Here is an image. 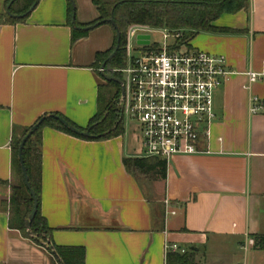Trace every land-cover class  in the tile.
<instances>
[{"label": "crops", "instance_id": "1", "mask_svg": "<svg viewBox=\"0 0 264 264\" xmlns=\"http://www.w3.org/2000/svg\"><path fill=\"white\" fill-rule=\"evenodd\" d=\"M72 2L78 27L97 21L92 0ZM214 26L233 33H200L198 47L224 56L234 75L215 94L204 153L173 158L165 180L126 171L123 161L143 151L134 128L129 139L124 131L103 141L40 131L39 210L52 245L83 249L85 264H166V245L195 249V264H264V251L243 249L264 235V105L250 113L253 96L264 103V0ZM73 29L69 0H40L25 21L0 23V264H59L11 225L20 182L13 144L44 116L86 129L97 114L96 56L113 48L114 29L102 25L75 43ZM249 72L261 75L252 86Z\"/></svg>", "mask_w": 264, "mask_h": 264}, {"label": "trees", "instance_id": "2", "mask_svg": "<svg viewBox=\"0 0 264 264\" xmlns=\"http://www.w3.org/2000/svg\"><path fill=\"white\" fill-rule=\"evenodd\" d=\"M11 2L12 0H9L7 6ZM35 2L36 0H15L11 5L10 13L14 16L24 15L32 8ZM92 3L97 8L99 15L94 24L113 20L120 33V48L116 56L107 64L105 71L113 78H120V75L114 71L123 69L126 66V31L129 26L141 25L154 29H166L172 34L182 33L183 37L178 39V44L188 45L191 44L200 33H233L231 30L215 27L214 23L224 14H235L242 10H248L249 8V0H92ZM74 13L75 9L72 0H69L70 18L74 16ZM28 16L16 19L9 17L6 13L0 15V23H21L25 21ZM114 33L115 42L113 48L105 54H97L96 66L101 67L114 51L118 38L115 30ZM87 36L88 32L73 29L72 42L75 43ZM103 81L104 84L99 86L98 91L99 110L91 119L86 129H81L67 119L61 117L76 129L82 132L89 131L90 137L83 138L77 136L54 119H47L27 141L23 149V158L31 188L35 192L38 202L40 201L41 184L40 131L44 127L52 126L71 136L89 141L108 140L123 134V120L120 122L121 111L118 107L120 87L113 82ZM104 91L113 93L114 97V99H112L113 101L106 106ZM104 108L106 112L103 113L102 110ZM98 117H100L99 120L93 123ZM41 119H39L35 125ZM94 124L95 126L92 127ZM31 129L32 127L24 131L21 138L16 140L13 144L14 163L20 173V182L12 186V197L10 202L11 225L13 228H18L23 235L34 243L40 245L41 239L48 240L50 243L52 231L47 227L45 220L41 217L39 207L37 215L31 225L32 236H30L25 229V223L33 208V199L26 188L18 159L21 141ZM123 164L126 171L139 180H165L167 177V164L159 158L125 159ZM252 237L255 240V248L264 251V235H254ZM51 246L64 264H85V252L83 249L58 247L52 244ZM194 255L195 253L192 251H188L185 255L168 253L166 264H195Z\"/></svg>", "mask_w": 264, "mask_h": 264}, {"label": "built area", "instance_id": "3", "mask_svg": "<svg viewBox=\"0 0 264 264\" xmlns=\"http://www.w3.org/2000/svg\"><path fill=\"white\" fill-rule=\"evenodd\" d=\"M161 34L152 42L150 34ZM150 37L148 46L138 38ZM181 34L166 29L131 25L126 31V66L115 70L120 75L125 96L118 101L121 116L128 117L142 146L141 158H159L168 165L177 157L203 154V145L211 135L216 120L214 99L234 75L224 56L194 50L191 44H178ZM133 39L137 46L131 49ZM133 52V53H132ZM249 86L261 75L247 73ZM250 89V87H249ZM263 100L251 98L250 113L263 110ZM255 247L249 239L244 250ZM165 252L185 255L187 250L166 245Z\"/></svg>", "mask_w": 264, "mask_h": 264}, {"label": "water", "instance_id": "4", "mask_svg": "<svg viewBox=\"0 0 264 264\" xmlns=\"http://www.w3.org/2000/svg\"><path fill=\"white\" fill-rule=\"evenodd\" d=\"M14 1L15 0H12V2L7 6L6 13L11 18L21 19V18H24V17L30 15L34 11V9L36 8V6H37V4L39 3L40 0H36L35 4L32 6V8L26 14L21 15V16H14V15H12L10 13V8H11V5H12V3ZM73 7H74V4H73ZM74 9H75V7H74ZM106 24L107 25H111L114 28V30L117 33V37L118 38H117V42H116V46H115L114 51L107 58V60L101 65V68H100L99 72H100L102 78L106 82H113V83L119 85L120 90H121V95H122V97H124L125 96V91H124V86H123L122 81L119 78H113V77L109 76L105 72L107 64L116 56V54H117V52H118V50L120 48V33H119L117 25L115 24V22L113 20H110V21H107V22H98V23H96V24H94L92 26H89V27L80 28V27H78L75 24V18L73 16V27H74V29H76L78 31L89 32L91 30H94V29H96V28H98V27H100L102 25H106ZM138 40H139L138 44L141 45V46H148L150 44V37L149 36L139 37ZM47 119H54L55 121L59 122L63 127H65L67 130H69L71 133H73V134H75L77 136H80V137H83V138L90 137L89 131L82 132V131L76 129L75 127H73L72 125H70L67 121H65L61 117L56 116V115H49V116H46V117L42 118L36 125H34L32 127V129L28 132V134L22 139L20 147H19L18 159H19V162H20V167H21V170H22V174H23V178H24V182H25L26 188L28 189V191H29V193H30V195H31V197L33 199V208H32L31 213L28 216V219H27L26 223H25V229H26L27 233L30 236H32L31 225H32V222L34 221V219H35V217L37 215L39 202H38V199L36 197L35 192L31 188V185H30V182H29V177H28V174H27V170H26L25 162H24V158H23V149H24L27 141L36 133V131L38 130L40 125ZM122 120H123V118L121 116L120 122ZM192 251H195V249H192ZM51 252H52V255L55 257V259L57 260V262L59 264H64L61 261V259L58 257V255L56 254V252H55V250L53 249L52 246H51Z\"/></svg>", "mask_w": 264, "mask_h": 264}, {"label": "rangeland", "instance_id": "5", "mask_svg": "<svg viewBox=\"0 0 264 264\" xmlns=\"http://www.w3.org/2000/svg\"><path fill=\"white\" fill-rule=\"evenodd\" d=\"M180 34H181V38H182V37H183V36H182V33H180ZM150 35H151V40H152V42H154V41H159V40L162 39V35L159 34V33H157V34L152 33V34H150ZM203 35H204V34H200V35H198V36H197V37L191 42V47H192V49H194V50L204 51V50H202V49H200V48L198 47L199 43L202 42V40H203V38H204ZM128 44H129V46L131 47L132 50L135 49L136 46H137L136 42H135L133 39H129ZM114 49H115V48H114ZM204 52H205V51H204ZM132 53H133V52H132ZM100 68H101V67L96 66V69H97L98 71H100ZM104 97L106 98V104H105V106L108 105L111 101H113L112 99H114V97H113V93L108 92V91H106V92L104 91ZM102 111H103V113L106 112V111H105V108H104ZM99 118H100V117H98V119L94 120L93 123L96 122V121H98ZM94 126H95V124H94L92 127H94ZM123 129H124V131H125L126 139H129V138L132 136V134H133V126L131 125V123H130V121H129V118L126 117V116L124 117V120H123ZM40 243H41L40 245L45 246V247L49 248V250H51V244L48 242V240H42V239H41V240H40Z\"/></svg>", "mask_w": 264, "mask_h": 264}, {"label": "flooded vegetation", "instance_id": "6", "mask_svg": "<svg viewBox=\"0 0 264 264\" xmlns=\"http://www.w3.org/2000/svg\"><path fill=\"white\" fill-rule=\"evenodd\" d=\"M120 92H121V90H120Z\"/></svg>", "mask_w": 264, "mask_h": 264}]
</instances>
